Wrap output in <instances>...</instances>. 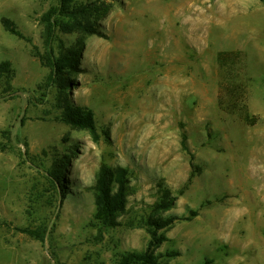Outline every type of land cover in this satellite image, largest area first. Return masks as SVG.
Masks as SVG:
<instances>
[{"label": "rangeland", "instance_id": "374dc122", "mask_svg": "<svg viewBox=\"0 0 264 264\" xmlns=\"http://www.w3.org/2000/svg\"><path fill=\"white\" fill-rule=\"evenodd\" d=\"M95 1L109 12L56 27V52L81 54L63 94L43 61L59 0H0V264H121L167 196L158 264H264V0H71ZM105 164L130 170L113 226L95 219Z\"/></svg>", "mask_w": 264, "mask_h": 264}, {"label": "trees", "instance_id": "16d2710c", "mask_svg": "<svg viewBox=\"0 0 264 264\" xmlns=\"http://www.w3.org/2000/svg\"><path fill=\"white\" fill-rule=\"evenodd\" d=\"M109 9L104 5H98L97 1L90 3L72 4L71 0H59V5L52 8L47 16L46 28V47L47 53L43 57L45 65L50 68L47 82L50 86L57 87L63 94H68L72 88L73 80L70 74L78 72L81 54L75 49L56 52L54 48V39L56 27L64 25L61 17H70L79 19V16L92 14L102 17L107 14ZM13 24L5 21V26L12 32L17 31L13 28ZM78 27L87 30V32L100 34L95 28H88L82 20L78 22ZM240 51H227L222 54V60L225 65L234 67L237 55ZM68 100V98H67ZM60 119L73 126L88 129L95 139L99 138L98 128L95 121L94 111L87 107L75 106L70 102H66L62 107ZM183 147L188 150L186 142H183ZM130 170L128 167L117 166L111 167L103 165L97 175V194L96 207L97 211L95 219L103 225H116L117 215L125 211L127 204V190L129 187ZM54 181L60 182L61 191L65 189L61 181V175L55 178ZM56 184V182H55ZM177 197L167 196L164 200L157 203L153 207V213L146 219V226L151 233V240L148 249L144 252H132L127 254L121 264H158L159 256L155 253L156 249L166 240L164 235H160L159 231L170 226L174 222L173 216H161L162 213L172 209L175 205ZM37 239L44 242L46 240L45 231L42 229L23 230Z\"/></svg>", "mask_w": 264, "mask_h": 264}]
</instances>
